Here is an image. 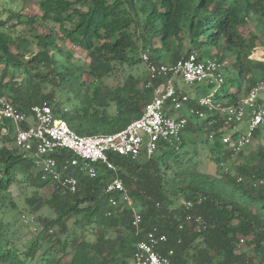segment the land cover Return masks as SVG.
<instances>
[{"label":"trees","instance_id":"obj_1","mask_svg":"<svg viewBox=\"0 0 264 264\" xmlns=\"http://www.w3.org/2000/svg\"><path fill=\"white\" fill-rule=\"evenodd\" d=\"M7 1L20 7H11L7 17L0 10V94L26 113L49 100L79 134L114 133L143 114L153 89L145 86V66L141 73L131 67L141 62L145 50L165 63L193 52L201 58L217 57L223 71L233 69V76L224 72L217 96L226 104L248 93L257 71L264 74V58H250L264 45V0ZM32 3L36 12H30ZM125 65L130 70L122 84L113 88L103 81ZM212 118L190 117L178 145L161 146L151 157L112 154L116 170L96 163L98 173L91 177L70 167L79 182L75 192L43 179L33 154L15 145L14 124L0 122V132L4 124L9 127L0 146V212L16 208L9 197L11 186L29 183L37 190L52 186L50 196L32 195L26 202L34 211L47 206L55 214L41 217L43 227L27 242L9 223H2L0 264H133L144 235L132 225V207L113 208L109 203L105 187L116 175L142 213L144 231L165 233L168 241L161 248L174 249L179 264H264V126L255 132L263 143L254 158L235 169L228 163L231 153L216 136L209 150L220 169L211 175L188 163L180 150L194 143L199 132H206L203 142L208 143L220 125H209ZM55 154L59 161L71 156L65 149ZM187 201L194 203L192 208L185 206ZM197 216L205 227L199 226ZM73 217L84 227L81 235L69 230L67 221ZM56 228L70 234L63 239ZM241 238L253 254L238 250ZM67 254L70 258L63 261Z\"/></svg>","mask_w":264,"mask_h":264},{"label":"built area","instance_id":"obj_2","mask_svg":"<svg viewBox=\"0 0 264 264\" xmlns=\"http://www.w3.org/2000/svg\"><path fill=\"white\" fill-rule=\"evenodd\" d=\"M261 51L260 56L257 53ZM264 57V48L257 47L250 55L251 59ZM141 60L147 70L145 86L153 89V96L146 105L143 114L132 120L126 127L114 133L94 135L79 134L68 121L58 116L49 100L31 107L26 113L19 109L7 96L0 94V122L14 124L15 145L29 151L35 157L36 165L41 169L43 179L75 192L78 189V178L70 173V167H79L91 177L98 173L96 163L108 169L116 170L112 154L126 155L133 158L141 153L153 156L161 146H177L181 135L188 125L190 117L202 120L213 116L209 125L220 122L215 134L234 157L252 144L255 132L264 126V78L258 79L248 93L235 104H226L217 98L225 82L222 63L217 57L201 58L198 53H190L173 63L155 61L148 50L142 51ZM192 85L205 83L214 88L193 97L185 92L179 81ZM182 111H186L182 114ZM247 120L246 130L241 124ZM9 132L4 124L0 132L2 137ZM65 149L70 152L68 159L59 161L56 152ZM221 165L228 170L226 162ZM242 178L240 177L239 180ZM111 207L120 205L133 209L132 225L137 234L143 238L137 242L133 253V264H179L173 259L174 249L163 251L161 248L168 241L165 233L154 228L144 231L143 215L134 207L132 197L123 179L116 175L105 187ZM194 203L185 202L190 209ZM111 215L112 212L107 213ZM26 220V216H24ZM28 220H26L27 222ZM200 227H205L201 216L196 217ZM184 222L180 223L183 228ZM245 244L241 238L238 248Z\"/></svg>","mask_w":264,"mask_h":264},{"label":"rangeland","instance_id":"obj_3","mask_svg":"<svg viewBox=\"0 0 264 264\" xmlns=\"http://www.w3.org/2000/svg\"><path fill=\"white\" fill-rule=\"evenodd\" d=\"M13 8H19L20 5L18 2H11L7 0H0V10L4 13L3 17H7L9 14V9ZM38 10V7L36 4L32 3L30 7V12H36ZM11 23H17V20H12ZM257 22L255 20L251 21V26L255 27ZM22 26H18L17 29H21ZM264 48V45H259V49L262 50ZM78 49V48H77ZM77 51H80L79 49ZM81 53V52H80ZM79 54V53H77ZM261 51L257 53V56H260ZM81 55H83L81 53ZM141 58V53H140ZM264 58V57H263ZM144 65L141 62L131 67V70L133 72H142L144 71ZM127 70H130V67L128 65H125L124 67H119L115 73L112 75H108L103 78V81L109 85L110 87H116L120 84H122L125 81V72ZM232 67L228 66L224 69V72L226 76H233ZM254 76L258 79L264 78V74L257 71ZM89 81H92V79H89ZM180 86L188 92L192 97H196L199 94L208 92L210 90H214L212 87H208L205 83H196V84H186L182 80L179 81ZM245 91L244 89L240 92V95H244ZM57 99H59L57 97ZM109 111L111 113H114L115 108L110 107ZM194 119V118H193ZM193 119L191 121H193ZM248 125V121L245 120L240 126L243 130H246ZM187 134H189L187 132ZM206 132H199L196 135V141L194 143H191L188 145V147H185L180 150V155H182L185 159H188V163H197L198 169L202 172H206L208 174L214 175L219 171L218 164L212 161L211 159V151L209 150V147L211 144H214V142L217 140L216 138H209L208 143H204L203 140L206 139ZM263 143V140L261 138L254 139L251 145H249L245 152L242 155H236L232 156L228 159V163L231 168L235 169L236 165L240 163H245L247 160H251L254 158V154L258 151L259 146ZM188 151V152H187ZM53 192V188L51 185H47L43 189L37 190L35 187L30 185L29 183H25L23 186H20L18 184H13L10 188L9 197L13 198L16 203V208H3V210L0 212V225L3 223L6 225L9 223L11 227V231L15 232L16 235H19L22 237V239L27 242L30 241L36 236V233H38L41 228L43 227V223L41 221V217H54L55 214L52 213L47 206H43L39 211H34L32 209L31 204L26 202V197H30L32 195H40L42 198L45 196H50ZM24 216H28L26 222ZM76 218L73 217L67 221V224L69 226V230L71 231H77L78 235H81L84 230V227L82 223L77 224L75 222ZM29 224V225H28ZM56 232L60 234V236L63 239H66V237L70 234L63 233L60 228H56ZM72 234V233H71ZM85 234L88 235L89 238L92 237V234L90 232L85 231ZM70 253L73 252L72 248H68ZM239 251H244L249 254H253V251L251 247L245 242L243 246L238 248ZM71 254H67L64 256V260L66 261L70 258ZM257 261H260L259 257H256ZM133 263V259H132Z\"/></svg>","mask_w":264,"mask_h":264},{"label":"crops","instance_id":"obj_4","mask_svg":"<svg viewBox=\"0 0 264 264\" xmlns=\"http://www.w3.org/2000/svg\"><path fill=\"white\" fill-rule=\"evenodd\" d=\"M178 85L180 86V83H178ZM181 87V86H180ZM182 88V87H181ZM183 89V88H182ZM184 90V89H183ZM185 91V90H184ZM186 92V91H185ZM188 93V92H187ZM182 114H185L186 113V111H182L181 112Z\"/></svg>","mask_w":264,"mask_h":264}]
</instances>
